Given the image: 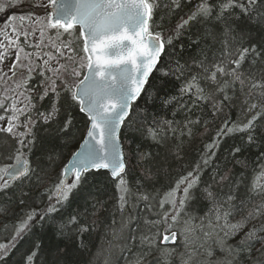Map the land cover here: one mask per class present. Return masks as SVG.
<instances>
[{"label": "snow or ice", "instance_id": "obj_1", "mask_svg": "<svg viewBox=\"0 0 264 264\" xmlns=\"http://www.w3.org/2000/svg\"><path fill=\"white\" fill-rule=\"evenodd\" d=\"M22 3L3 0L0 13L5 5ZM158 6L157 0H46L29 6L19 16L5 17L0 26V35L6 41L0 43V65L9 58L13 44L16 52L7 71L0 67V81L12 82L0 94V134L6 144L9 139L14 143L6 155L0 153L4 160L11 161L0 165V193L7 194L25 182L31 184L33 177L39 185L49 175L31 158L40 131L50 140L73 138L76 129L72 109L83 115L85 127L78 150L41 194L48 203L43 209L27 212L8 243H0V260L31 231L32 221L51 219L73 191L86 184L90 173L104 170L115 181L116 210L120 214L119 222L114 214L108 226L110 247L101 250V254L107 253L105 264H110L115 250L120 255L131 253L127 264H153L149 257L155 264H171L173 257L177 264H264V153L259 155L258 167L252 169L248 183L244 182L247 177L241 174L237 178L227 166L211 177V182L200 189L210 205L203 216L187 207L197 198L194 189L200 184L203 168L216 157L221 137L244 133L247 145L257 143L256 122L264 124V42L246 46L247 33L240 28V21L264 25V0H198L167 35L151 30L150 21ZM165 7L171 13L181 9L182 3L169 0ZM35 8H42L47 15H37L33 21L40 26V42L32 47L40 48L45 30H55L46 45L51 50L43 53L25 52L18 38L23 35L27 39L29 33L18 31L14 23L17 19L31 21ZM63 33H68L67 39H61ZM186 33H190L196 54L183 62L176 58L167 70L156 69L165 46L171 51L173 41ZM180 47L183 51L184 45ZM20 53H24L26 62L22 63ZM154 69L169 81H180L178 94L165 95L162 105L181 110L184 120L153 118L145 123L142 134L157 144L171 134L179 141L171 149L177 160L182 159L181 137L194 135L201 124L196 113L204 107L210 106L215 117L239 101L245 117L236 122L225 120L211 142L204 145L200 161L163 193L129 187L128 158L121 138V128L134 123L128 119L132 104L145 92ZM62 112L64 118L60 120ZM204 127L207 129V121ZM241 152L240 146H234L229 155L234 164L247 169V163L238 156ZM150 155L140 153L139 161ZM56 159L51 152L47 155L50 165ZM146 172V179H150V170ZM27 195L21 189V197ZM19 202L25 203L23 198ZM141 203L153 217L143 216L142 226L135 223L141 218L134 215ZM102 208V204H92V215ZM72 225L76 227L71 230L78 235L89 231V226L81 224L79 215L74 214L59 225L61 234ZM79 247H87L82 239ZM40 249V242L34 241L24 264H37Z\"/></svg>", "mask_w": 264, "mask_h": 264}, {"label": "trees", "instance_id": "obj_2", "mask_svg": "<svg viewBox=\"0 0 264 264\" xmlns=\"http://www.w3.org/2000/svg\"><path fill=\"white\" fill-rule=\"evenodd\" d=\"M0 2H3V0H0ZM168 2L169 0H157L159 6L155 8L152 21H150L152 31H161L165 35L171 31L180 16L190 11L198 0H191V3H185V0H181L182 8L171 13L165 7ZM16 10V6L7 7L5 5V11L0 13V26L5 17L16 14ZM155 25H159V28ZM240 28L247 33L246 46L251 44L260 46L264 42V25L242 19ZM49 30V38H54L55 30ZM194 31L195 29H193ZM189 35L190 33H186L180 39L174 40L171 51H169V46H165V53L157 69L167 70L176 58L183 62L189 59L191 55L196 54V49L191 44ZM67 38L68 33H63L61 39ZM193 38L195 37L193 36ZM181 45H184L183 51H181ZM48 49H45L44 52ZM179 84L180 81H169L168 78L161 76L160 71L156 70L151 76L145 92L132 106V112L128 119L134 121V123L127 129H122V143L128 158L126 178L129 187L134 191L141 189V186L142 190L151 193L167 191L174 186L180 176L192 170L195 164L200 161V157L204 152V145L211 142L217 129L225 120L236 122L245 118L241 113L239 101H237L236 106L225 107L223 112L217 113L215 117L211 115L212 109L210 106L204 107L203 111L196 113L201 118V124L194 129V135L191 138L181 137L184 141L181 148L182 159L177 160L171 151L174 145L179 142L175 137L169 134L163 143L157 144L143 135L142 130L145 123H151L153 118L157 121L173 120L180 122L184 120V114L181 110L173 108L172 105H162L165 95L175 96L178 94ZM71 112L76 129L73 138L50 140L47 133L43 131L38 133L39 142L33 149L31 158L37 162L40 168L49 173L48 176L44 177L43 182L37 185L36 179L33 177L31 184L25 182L20 188L14 186V188L9 189L7 194L0 193V243H8L14 234L15 227L25 218L27 212L33 208L40 210L45 207L48 201L41 194L44 193L60 169L67 164L72 154L78 149L84 133L85 118L75 109H72ZM173 112H175V115H173ZM63 118L64 113L62 112L59 119L62 120ZM205 121H207V129L204 127ZM125 123L127 124V121ZM256 123L258 125L255 134L257 143L254 145L246 144V134L244 133L221 137L216 157L210 161L207 167L203 168L200 184L194 189L197 198L187 206L189 211L197 216L204 215L210 205L207 200L203 199L200 189L211 182V177L217 171L222 173L226 166L237 174V178L242 174L247 177L245 183L250 181L252 169L258 167V157L261 153H264V124H261L259 120ZM136 129H141V131ZM13 143L9 139L6 144L3 134H0V153L6 155L11 150L9 145ZM234 146L242 148V152L238 156L247 163V169L232 162L229 153ZM50 152L58 157L55 163L51 165L47 160V155ZM140 153L151 155L148 159L139 161ZM3 163H11V161H6L0 157V165ZM146 170L151 172L150 179H146ZM41 175L43 176V173ZM21 189L27 192L28 195L21 197ZM216 190L219 191V188ZM21 198L24 199L25 203L21 204L19 202ZM94 203L103 205V208L96 215H92V204ZM152 211L154 212L156 209L153 208ZM74 214L79 215L81 224L89 226V231L83 233L82 236L78 235L71 230L76 227L72 225L65 230L64 234H61L59 225L65 223L69 216ZM114 214L119 222L120 214L116 210L115 181L111 180L109 175L104 172L90 173L86 184L74 190L66 205L59 212L52 214L51 219L45 217L43 221L37 222L34 220L31 222L34 225L31 231L24 235L23 239H18L16 247L9 252L4 260H0V264H24V257L32 250L34 241H39L41 244L37 264H105L107 253L101 254V250L110 247L109 241L112 237L108 226L111 224ZM134 215L141 218L135 221L141 226L143 216H148L149 219L153 218L148 210L144 208L143 203L140 204ZM93 221H95V230H92ZM81 239L87 245L86 249L79 247ZM133 251H137V249L133 248ZM129 259H131V253L125 252L120 255L119 251L115 250L110 264H127ZM148 260L153 261V264H155L153 257H149ZM145 264H148V262L146 261ZM171 264H177L175 257L172 258Z\"/></svg>", "mask_w": 264, "mask_h": 264}, {"label": "rangeland", "instance_id": "obj_3", "mask_svg": "<svg viewBox=\"0 0 264 264\" xmlns=\"http://www.w3.org/2000/svg\"><path fill=\"white\" fill-rule=\"evenodd\" d=\"M42 3H46V0H23L22 4L16 6L17 10H16L15 15L19 16L20 14H23L24 11H26V9L29 6L42 4ZM37 15L45 16V15H47V13H45L42 8H35L31 21L26 19L25 21L21 22V21H19V19H17L14 22L17 26L18 31L26 30L29 33L27 39H25L23 35H21L18 38L19 43L25 49V52L41 51L43 53L45 51V49H48V47H46V45L49 44V31H50L49 29L45 30L43 44L40 45V48L36 49V48L32 47V45H35V44L40 42V32H39V30H37V29H39L40 26L33 22L36 19ZM4 20L2 21V24H3ZM21 24H23V29H21ZM9 31H10V29H9ZM12 35L14 36L15 34L13 33ZM0 43H6V41H4L2 35H0ZM50 50H51V48L46 50V52L50 51ZM0 51H2V50H0ZM15 52H16V45L13 44L10 47L9 58L5 60L3 65H0V67H3L4 71H7L8 65L10 63H12ZM20 56L22 58V63L26 62L23 60L24 53H20ZM19 74L20 73L18 71V75ZM11 83H12L11 81H7V83H5L4 81H0V94H2L4 92L5 87H7L8 85H11ZM9 94L12 95L13 93H9Z\"/></svg>", "mask_w": 264, "mask_h": 264}, {"label": "water", "instance_id": "obj_4", "mask_svg": "<svg viewBox=\"0 0 264 264\" xmlns=\"http://www.w3.org/2000/svg\"><path fill=\"white\" fill-rule=\"evenodd\" d=\"M162 56H163V54L161 55V58H162ZM161 58H160V60H161ZM159 63H160V62H159ZM159 63L157 64L156 69H157ZM155 71H156V70L154 69L153 73H154ZM153 73H152V75H153ZM152 75H151V76H152ZM151 76L149 77V80H150ZM146 86H147V84L145 85V88H146ZM142 94H143V93H141V96H142ZM141 96H140V97H141ZM140 97H139L135 102H133L132 106H133V105H134V104L140 99ZM129 117H130V116H129ZM126 121H127V120H126ZM126 121H125V122H126ZM122 129H123V127L121 128V132H122ZM77 150H78V149H77ZM77 150H76V151H77ZM70 159H71V157H70ZM70 159H69V160H70ZM67 163H68V162H67ZM100 172L107 173V174L109 175L110 179L113 180L112 177L110 176V174H109L108 172H106V171H104V170H101ZM95 173H98V172H95ZM113 181H114V180H113ZM177 243H178V240H177ZM172 246H175V245H172Z\"/></svg>", "mask_w": 264, "mask_h": 264}]
</instances>
